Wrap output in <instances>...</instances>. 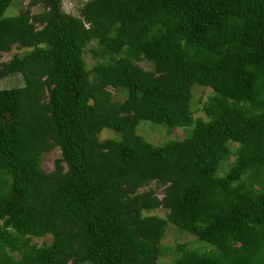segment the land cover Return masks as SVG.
I'll list each match as a JSON object with an SVG mask.
<instances>
[{"label": "trees", "instance_id": "obj_1", "mask_svg": "<svg viewBox=\"0 0 264 264\" xmlns=\"http://www.w3.org/2000/svg\"><path fill=\"white\" fill-rule=\"evenodd\" d=\"M15 1L0 0V55L19 50L0 80L22 77L0 88V264H158L166 249L264 264V0H88L78 15ZM196 86L214 91L206 118ZM144 121L185 137L154 144ZM170 226L197 247L163 246Z\"/></svg>", "mask_w": 264, "mask_h": 264}, {"label": "rangeland", "instance_id": "obj_2", "mask_svg": "<svg viewBox=\"0 0 264 264\" xmlns=\"http://www.w3.org/2000/svg\"><path fill=\"white\" fill-rule=\"evenodd\" d=\"M88 0H63V8L65 11L73 13L75 15H78L79 8L82 6L84 2ZM29 0H16L15 3L12 6V13H18L21 9L28 6ZM32 12H36L41 10L39 6L34 7L31 9ZM91 47V46H90ZM19 50L14 49L13 51L9 53H4L3 55H0V61H9L13 58L14 54L17 53ZM22 53V52H21ZM86 59L90 65H93L95 63L94 60L91 59V54H86ZM143 66H145L147 69H150V67L143 62ZM22 83V77L20 74L14 75L13 77H7L6 79L0 80V88H6V87H13L17 86ZM214 95V91L211 88L203 87V86H196L193 89V98H192V109L194 110L195 117H205L206 114L203 111V105L207 101L210 100V98ZM141 127V128H140ZM139 127V133L143 136H145L148 140L153 142L154 144H162L163 142L171 139H183L186 134V130L183 129H177L175 132L170 133L169 130L163 126L155 125L150 122H142ZM152 128V129H151ZM157 130H153L156 129ZM190 131V130H189ZM188 131V132H189ZM170 133V134H169ZM109 132L107 130L103 131L101 134V138L105 139V137L109 136ZM232 149L235 150L236 146L235 144H232ZM61 157V151L59 149L54 150L50 153H48L44 158L43 167L47 171H51L54 166V162L57 158ZM235 160V155L232 154L230 161L226 164V168L229 167V165ZM151 187H155V184L152 183ZM159 195H162L161 190L158 192ZM164 214L162 211H158V213ZM40 244L43 242H51L52 237L48 236L43 239L38 240ZM180 243H188L190 247H197L198 242L195 241V237L189 234H184L179 232L174 226H170L168 231L165 234V237L162 241L163 246L167 248H175V246ZM177 254L174 252V250L166 249L164 250V253L160 256L158 260V264H177L176 257Z\"/></svg>", "mask_w": 264, "mask_h": 264}, {"label": "clouds", "instance_id": "obj_3", "mask_svg": "<svg viewBox=\"0 0 264 264\" xmlns=\"http://www.w3.org/2000/svg\"><path fill=\"white\" fill-rule=\"evenodd\" d=\"M59 149V148H58ZM57 150V149H56ZM61 151V149H59Z\"/></svg>", "mask_w": 264, "mask_h": 264}]
</instances>
